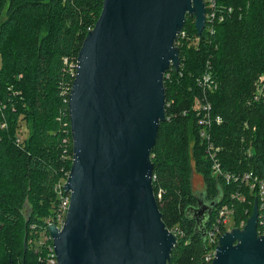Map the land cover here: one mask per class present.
I'll use <instances>...</instances> for the list:
<instances>
[{
    "label": "trees",
    "instance_id": "obj_1",
    "mask_svg": "<svg viewBox=\"0 0 264 264\" xmlns=\"http://www.w3.org/2000/svg\"><path fill=\"white\" fill-rule=\"evenodd\" d=\"M222 1L233 12L215 26L212 36L205 31L198 36L194 18L186 15L181 30L190 41H181L178 69L171 66L163 77L165 117L149 159L161 221L177 236L167 264H206L207 247L186 214L198 200L192 174L201 176L204 197L218 200L205 231L224 205L233 209L231 227L239 228L255 202L246 186L213 177L206 159L193 103L201 95L195 80L207 61L217 87L205 100L212 115L222 119L209 130L210 141L220 149V166L227 173L252 171L264 180V103L253 99L254 84L264 77V0ZM102 4L0 0V264H45L38 261L45 252L26 243L38 241L43 231L49 234L45 224L56 208L54 188L71 169L68 95L63 89L74 80L78 53ZM20 116L28 123L25 139L16 134ZM165 134L167 145L157 151L158 138ZM236 193L243 200L231 198ZM27 205L31 213L26 217Z\"/></svg>",
    "mask_w": 264,
    "mask_h": 264
},
{
    "label": "water",
    "instance_id": "obj_2",
    "mask_svg": "<svg viewBox=\"0 0 264 264\" xmlns=\"http://www.w3.org/2000/svg\"><path fill=\"white\" fill-rule=\"evenodd\" d=\"M203 0H103L80 48L68 96L70 203L61 229L47 227L57 264H167L177 238L160 218L150 151L164 120V73L186 15L199 36ZM198 193L187 210L203 237L218 200ZM256 201L242 229L218 239L210 264H264ZM25 250V244H24Z\"/></svg>",
    "mask_w": 264,
    "mask_h": 264
},
{
    "label": "built area",
    "instance_id": "obj_3",
    "mask_svg": "<svg viewBox=\"0 0 264 264\" xmlns=\"http://www.w3.org/2000/svg\"><path fill=\"white\" fill-rule=\"evenodd\" d=\"M204 2V28L202 31L209 36L215 33V26L224 21L227 16H230L233 10L223 4L222 0H203ZM199 37L193 39L192 43L197 44L199 42ZM190 41V38L186 35L183 30L177 34L175 41V48L177 49L181 45V41ZM76 68V66H75ZM75 76V75H74ZM168 76H166L167 78ZM196 86L200 90V96L195 99L193 103V110L196 117V122L199 130V138L202 144L205 146L206 159L210 162L211 173L215 178H222L225 184L239 183L238 185L246 186L249 192L255 197L258 210L257 227L256 233L258 236L264 235V180L258 178L252 171H247L243 173H227L224 172L220 166L219 152L220 149L215 147L210 141L209 130L211 125H219L222 122L221 117L213 116L210 103L205 100L206 93H211L216 90L217 84L212 76V67L210 62L207 61L203 73H201L195 80ZM72 85V84H71ZM70 88H64V93L69 96ZM63 93V92H62ZM203 98L202 100L200 99ZM253 99L255 101H262L264 103V77H259L254 84ZM68 103V100H67ZM247 128L246 124L244 125ZM249 154V153H248ZM67 180V179H66ZM66 180H60L55 186V193L57 196L56 208L54 210V215L51 216L45 224L47 227L54 224L57 229H61L64 224L66 214L68 211L70 203V194L65 190ZM231 198H237L243 200V198L238 194L231 195ZM233 209L228 205H224L217 210L214 221L211 223L210 227L205 232V257L204 262L210 264L212 262L215 247L217 245L219 237L223 234L221 227L227 229V219L232 217ZM245 224L241 223L239 229H242ZM227 231V230H226ZM173 235L175 233L170 231ZM44 238L41 241H36L35 245L37 251L41 252L40 248L45 252V255L39 257L38 261L45 264H57L56 255L52 246V240L49 234L45 231L42 232ZM177 238V236L175 235Z\"/></svg>",
    "mask_w": 264,
    "mask_h": 264
},
{
    "label": "rangeland",
    "instance_id": "obj_4",
    "mask_svg": "<svg viewBox=\"0 0 264 264\" xmlns=\"http://www.w3.org/2000/svg\"><path fill=\"white\" fill-rule=\"evenodd\" d=\"M15 129H16V134L19 135V137H21L22 139H25L28 136V132H29L28 123L23 119L22 116L19 117V121L15 125ZM167 141H168V134L159 136L158 141H157L156 150L159 151V150L164 149L167 145ZM192 186H193V190L195 192H203V190H204L203 180L198 173L192 174ZM30 213H31V208H30V206L27 205V207L25 208L24 214L27 217ZM36 215L39 217L40 213H38ZM231 225H232L231 218L229 217L227 219V225H226L227 231L232 229ZM43 238H44L43 234L42 233L39 234L38 240L41 241V240H43ZM27 242L28 243H26V247H27V244H29L30 248L35 245L34 244L35 241H33L32 238H30V240Z\"/></svg>",
    "mask_w": 264,
    "mask_h": 264
},
{
    "label": "flooded vegetation",
    "instance_id": "obj_5",
    "mask_svg": "<svg viewBox=\"0 0 264 264\" xmlns=\"http://www.w3.org/2000/svg\"><path fill=\"white\" fill-rule=\"evenodd\" d=\"M192 17V16H191Z\"/></svg>",
    "mask_w": 264,
    "mask_h": 264
}]
</instances>
